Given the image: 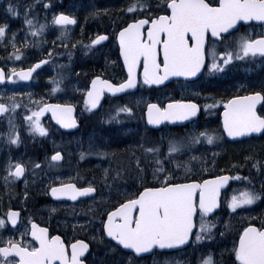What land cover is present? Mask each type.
Here are the masks:
<instances>
[{"label":"snow or ice","instance_id":"6c2138e0","mask_svg":"<svg viewBox=\"0 0 264 264\" xmlns=\"http://www.w3.org/2000/svg\"><path fill=\"white\" fill-rule=\"evenodd\" d=\"M39 2L44 9L52 7L51 0ZM34 6V3L25 5L23 24L28 28L19 44L16 32L9 34L6 31L8 24L0 23V46L7 53L6 58L0 59L12 61L11 65H0V85H3L0 88V118L9 112L15 113L21 107L15 97L26 95L30 103L35 104L31 108L24 105L27 108L24 116L28 124L27 131L43 137L49 133V128L41 122L45 113H50L51 119L65 129L75 127L77 121L72 114L71 103H49L42 96L36 98L31 92L17 93L9 88V85L31 87L30 83L18 82L31 81L34 76H38L45 70L41 66L47 65L54 54L53 48H48L43 58L27 67L23 66L27 57L21 48L28 47L30 43L37 47L47 43L42 39L46 24L39 23L37 27L36 18L30 13ZM18 8V2L13 4L9 0L5 10L12 17H17L20 15ZM121 10L131 14V18L119 26L115 35L127 78L113 84L97 74L92 77L90 87L77 89L86 93L84 100L88 111L96 109L98 105L103 106L101 97L105 92L121 93L137 88L138 84L162 85L170 77L200 79L197 74L202 69L226 74L234 62L255 60L257 57L264 60V34H257L255 38L247 32L235 35L239 28L244 27L241 22L257 21L264 25V0H155V3L153 0H134ZM108 12V8H95L90 15L99 16ZM47 23L62 26L57 37L61 45H56L55 41L52 44L67 48L68 45L63 41L68 39V29L63 26L76 24V17L64 11L53 12ZM113 24L115 30V22ZM29 34L34 38L32 41L27 39ZM108 38L107 34H97L90 38L84 49L91 50L92 46ZM229 40H232L231 44L227 43ZM77 43L83 42L76 41L71 47L76 48ZM220 45H223L222 50ZM9 47L11 51H8ZM72 55L69 50V58ZM17 61L20 63L17 64ZM138 68H142V72L138 73ZM49 79L53 85L50 91L55 93L60 88V80L54 77ZM235 93L227 99L217 100L213 97V103L203 105L207 111L217 104H223L220 113L222 133L207 128L196 131L195 127L183 136L169 133L172 138H160L161 141L167 139L166 151L161 150V143L152 141L149 146L141 137L138 143L127 146L130 150L127 166L121 164L118 168H112L109 163V167L103 168L101 179L108 194L102 192L99 199L107 202L112 199L113 192L118 199L110 209L99 214L100 225L96 229L99 236L94 239H98L112 252L118 248L129 250L126 253L127 264H134V260H142L147 264L149 257L151 264H159V255L181 253L190 244L213 241L217 235L225 237L231 227V217L238 210L245 211L244 206L254 205L264 195V191L248 187L254 182L251 174L243 175L239 171L249 161H254L250 167L256 170L264 189V161L257 159L251 152L243 156V163L233 160L227 170L217 168L219 151L216 149L222 147L220 142L225 135L233 143H241L238 138H257L253 134L264 137V80L259 82V87L239 85L235 87ZM126 95L134 96L135 93ZM132 103L115 106V112L110 113L104 122H119L121 113L127 114L125 119H131L134 115ZM134 103L139 107V100ZM199 109L200 105L183 98L170 99L166 105L148 102L147 124L161 125L163 122L176 121L194 123L190 118L196 117ZM8 125V132L0 133V136L5 137V143L9 146L19 145L22 138L13 116H8ZM202 142L215 146L211 156L207 150L198 152L195 148ZM114 154L115 150H106L90 143L88 151H81L79 155L83 160L86 155L111 158ZM180 156L185 158L179 159ZM61 160V151H54L49 166L57 167L52 162ZM29 163L32 169L40 167V162L13 160L11 155L8 156L3 176L6 188L9 182L25 175ZM125 173L129 174L131 186L135 187V191L127 196L124 190L129 185ZM33 175H36L35 171ZM55 179L60 182L57 184L50 180L45 187V195L57 199L68 197L75 201L77 197L97 192L91 182L78 187L75 183L64 182L60 176ZM119 181H124V184ZM229 181L241 182L243 187L232 188L233 194L222 198L221 190L225 189V185L231 187ZM28 196L29 192L25 189L21 198L27 200ZM92 199L95 202L97 197ZM55 210L52 208L53 212ZM225 211L228 219L223 218ZM210 214L212 219H208ZM218 224L221 227L217 228ZM88 251L89 243L84 239H72L66 243L60 235H51L49 228L42 226L32 216L27 217L25 223L21 220L20 209L9 206L0 215V264H86L88 257L84 254ZM224 253H228L227 260L223 259ZM220 256L219 260H214V253L209 249L202 260L198 258V264H264V218L259 226L249 222L238 231L231 248L222 249ZM164 264H169V260L165 259ZM175 264L182 262L177 260Z\"/></svg>","mask_w":264,"mask_h":264},{"label":"rangeland","instance_id":"374dc122","mask_svg":"<svg viewBox=\"0 0 264 264\" xmlns=\"http://www.w3.org/2000/svg\"><path fill=\"white\" fill-rule=\"evenodd\" d=\"M17 0H11L12 3H15ZM81 1V2H79ZM131 0H71L70 7L72 10H70L71 14H79V17L82 21V26L88 25L90 31L94 30L96 27H100L103 25L104 28L108 27L113 19L118 18L119 16H106L103 18H97L93 17V15H90V13L95 8H108L109 12H117L122 11L120 7H124L128 2ZM9 3V0H0V6H7ZM18 3L22 6L26 5V2L24 1H18ZM1 17V23H4L8 20L7 15H2L0 11ZM18 24V23H17ZM96 24H98L96 26ZM28 28V26H26ZM25 26L20 25H10L8 26V29L6 30L9 34L13 31L17 33H23L26 29ZM60 30H54L52 27L48 26V33L43 32L42 39L46 40L47 43L49 42L48 48H54L59 49V47H55L52 44V41H55L56 45H61V40L57 39V37L60 35ZM79 36L81 37V33L83 32V28L80 30L78 28ZM76 30H68L67 37L68 39H65L63 41L64 44H67L68 46L72 45V43L76 42L77 39L75 38ZM82 38V37H81ZM18 44L21 42L17 41ZM46 44V43H45ZM76 48L79 47L80 50L84 52V54L89 53L91 50H85L84 45L76 44ZM71 47V46H70ZM65 49V47H63ZM74 48V49H76ZM72 52L74 49L71 47ZM0 57L6 58L5 50L2 46H0ZM8 51H11V48H8ZM83 55V54H82ZM4 65H11L12 61H7L5 59H0ZM17 64L19 61L16 62ZM67 66H62L60 63H55L53 66L49 67V69L44 70L42 73H40L33 83L31 84V87H15L12 85H9V88L13 92H24L28 93L31 92L34 97H44V99L47 101L48 98L54 99L53 102L55 103H74V105L78 108L80 111V119L83 120V132H79L76 134H73L71 136H62L58 133H56L53 129V126L49 121H46L41 118V122L49 128V133L46 136H40L36 134L35 136L32 133H29L27 131L28 124L24 120V116L27 114V108L24 107V105H27L29 108L35 107L34 103H30L28 96H21L17 95L15 98L17 101L20 102L21 107L17 108L15 110V113L9 112L8 114H4L3 118H0V129L3 131V133H7L9 129L8 125V116L14 117V123L18 126L17 130L21 134L22 142L19 145H11L5 143V137L3 136L2 141L0 140V215L4 214L8 207L11 206L20 208L25 215V223L26 218L29 216H32L36 221L45 222L47 220V216L49 215V222L52 221L54 223H58L60 227V231L62 233H72L74 234V237H78L80 235H88L91 232V228L93 224L96 228L99 227L100 220H99V214L102 211H106L107 209H103V205L107 203L108 201H111V204H113L118 197L116 196L115 192L112 194V199L108 200L107 202L100 200L97 198L95 202L93 199L89 200L87 205H76V206H70L67 204H61V203H54L51 202L49 199V195H45V187L49 184V181L51 180L53 183H59L60 180H56V176H60L64 182H84L82 183L83 186H87L89 182H91L93 185L98 183L99 181V188L105 190V195H107V189L104 188L103 180L101 179L103 175V168L109 167V163H111L112 168H118L121 166V164L127 166L128 165V158L125 159L126 161L117 164V160L123 159V154L119 151V143L121 141H128V145L132 143H138L141 139V137L144 138V141L146 144L150 146L149 135L145 130L144 121H130L128 119H125L122 115L123 113L119 114L121 119L119 122L111 121L108 123H105L104 121L107 119L108 115L110 113H114L115 109L111 107L109 104L96 116L93 117L94 119H100L101 124H98L100 126L99 129H95V126H91V118L89 116L90 113L86 108L85 105V95L86 93L84 91H78L77 89H85L87 86H85L86 80H90L93 77V74L96 73V65L94 64V60L84 57V56H75V57H68V60L66 62ZM60 69H65L61 71ZM49 77L58 78L60 80V88L57 89L55 93H52L50 90L53 87L51 80ZM261 80H264V72L261 71ZM21 84L20 82H18ZM239 84L231 85L230 83L226 85L229 89H235V87H238ZM3 88V87H2ZM7 96V93L5 94V98ZM136 98H141V95H136L134 99H132L130 102H135ZM135 104V103H134ZM203 122V121H202ZM216 122H203L200 125L195 124L189 129V132L195 127L196 131L203 130L204 128H209V130H216L214 128L216 126ZM89 125V126H88ZM89 127V128H88ZM214 128V129H213ZM89 129V130H88ZM114 131V132H112ZM120 132V133H119ZM114 133L115 135L111 134ZM188 134V133H187ZM186 134L178 135L183 136ZM167 137L169 138V133L167 132H161L159 134L155 135V138L153 141L161 143V150L166 151L167 149V139H164L161 141V137ZM149 137V138H148ZM48 138L51 153L48 152L46 156L44 157V160H37L32 158V155L29 154L30 150H38L39 152L42 151L44 139ZM151 140V139H150ZM148 141V142H147ZM92 143L94 146H99L100 148H106V150H115V154L109 158V157H98L95 155H86L83 160L80 159V152L81 151H88L89 144ZM222 147L220 149H216L219 151V155L216 157L217 161V168H224L228 169V165L233 160H239L241 163H243V156L251 152L257 159H260L261 161H264V138L252 141V142H246L244 144L240 145H226L223 141L220 142ZM214 145H208L206 142H202L201 144L195 145V148L198 150V152L207 150L208 155L211 156L212 151L214 150ZM54 151H61V154L64 155L65 161L62 163L59 162H52L53 164H57V167H50L49 161L50 157L53 154ZM130 151V150H129ZM197 152V154H198ZM125 154V153H124ZM11 155L12 159H21L22 161H32V162H40V167L38 169H32L31 163L28 164L27 170L25 172V176L20 183L21 188L19 189V192L16 194L14 193L12 187L15 186V181L9 182V185L7 188L4 185L3 176H4V169L5 165L7 164L8 156ZM37 154H35L36 156ZM128 154H126L127 156ZM179 159H184V156L178 157ZM117 159V160H116ZM254 161H249L250 163L247 166L248 174L250 173L254 179L253 184L248 185L250 188H254L257 191H260L261 183H260V177L257 175L256 170L251 168V164ZM90 164L88 167V170L92 171L88 174L81 168V165ZM44 165L49 169L51 173H48L47 170L43 171ZM86 167H84L86 169ZM250 168L252 170H250ZM33 171L36 172V175H33ZM239 171L242 173L244 170L241 168ZM247 174V175H248ZM246 175V174H243ZM71 178V179H69ZM128 181L129 187L131 186L132 181L128 174L127 177H125ZM25 179H27L28 184L25 185ZM151 179L149 175V180ZM119 183L124 184V181H119ZM33 185L36 186V189L33 190ZM16 187V186H15ZM243 184L240 183L239 185L233 187V188H242ZM27 189L30 193L33 191L32 201H37L39 199L46 198L49 200V204L45 207H40L36 213L33 215V210L36 209H28L26 208L27 205L25 203L26 200H23L21 198L22 193ZM129 192H124V195H129ZM233 194L232 189L226 194L228 197H230ZM28 196V197H29ZM11 197V199H10ZM122 199L123 197H119ZM16 200H18L16 202ZM264 195L261 196L260 200L256 201L254 205L251 206H244L245 211L240 212L238 210L237 214L233 215L236 218H246L248 216V209H260L264 211ZM97 207H101V212L98 214L95 213V211L92 210V208L96 209ZM52 208H55L56 210L53 212ZM88 214V215H87ZM225 214H227V211H225ZM89 217L90 221L86 223V218ZM83 218L85 221H83ZM58 228V227H57ZM202 242V241H201ZM199 242V244L201 243ZM104 250L103 256L100 258L99 264H114L115 260L119 261V259H124L122 255L119 253L109 251L107 248L102 249ZM110 256L114 258L111 260V258H107L105 260V257ZM187 254L174 256L176 258L184 257ZM193 257V251L192 255ZM204 256V255H203ZM203 256H195L197 258L203 257ZM117 258V259H116ZM172 263L174 264V259H171ZM103 261V262H102ZM127 261V260H125ZM147 264H151V261L149 260Z\"/></svg>","mask_w":264,"mask_h":264},{"label":"flooded vegetation","instance_id":"af4514ba","mask_svg":"<svg viewBox=\"0 0 264 264\" xmlns=\"http://www.w3.org/2000/svg\"><path fill=\"white\" fill-rule=\"evenodd\" d=\"M18 1H24L26 2V5L29 3H34L35 6L30 10L31 15H33L36 18L37 26H39V23H45L46 27H52L54 30L61 29L62 26L54 25V24H48L47 21L51 20V17L53 15V12H59L64 11L66 14H71L70 10V1L69 0H51L52 7L49 9H44L43 5L39 0H17L13 4H17ZM78 1V0H77ZM81 2V1H79ZM134 2V0H131L128 2L124 7H126L129 3ZM155 3V0H153ZM120 7V9L124 8ZM7 6H0V11L2 15H7L8 20L4 23H7L8 26L10 25H20V26H27L23 24L24 19V11L25 6H22L19 4V8L17 9L20 13L17 17H12L10 13H8L5 9ZM77 23L74 25H67L63 26L66 27L68 30H76L75 38L77 41H82L83 43H77L79 45L83 44L86 45L90 42V38H94L97 34H107L108 39L106 41H101L99 45L92 46V51H90L87 54H84L82 50H80L79 47L74 49L76 52H72L73 55L71 57L75 56H84L87 58H90L94 60V64L96 65V73L94 75H101L102 79L110 80L113 84L120 83L123 79L127 78V70L123 66V59L119 56V43L115 39L116 32H118L119 26L124 25L125 20L131 18L130 13H125L123 11H117L115 13L110 12L108 15H99V16H93V17H99L103 18L106 16H119L116 19H113L112 23L104 28L103 25L100 27H96L94 30L89 29L88 25L82 26L81 18L79 17V14L75 15ZM1 15H0V23L1 21ZM47 17V19H45ZM115 22V30H114V24ZM18 23V24H17ZM244 23V27L239 28V30L235 33L236 36H239L241 34H244L245 32L251 34L253 38L257 34H264V25L261 24V22L252 21V22H241ZM98 24H96L97 26ZM78 28L81 30L83 28V32L81 33V37L79 36ZM27 32V29L25 33ZM25 37L24 33H17V41H22ZM31 35L29 34L27 36V39L30 41ZM227 43L231 44L232 40L227 41ZM71 46V45H70ZM68 46L67 48L59 47V49L54 48V54L52 56V60L49 61L47 65H42L41 68L49 69V67L53 66L56 62L60 63L62 66H67L66 62L68 60V52L69 50H72L71 47ZM77 46V45H76ZM48 47V46H47ZM36 45L29 44L26 48H21L20 50L25 53L27 60H25L23 66L27 67L28 64L35 62L37 59L43 58V53L46 51L38 50ZM221 50L223 49V45H220ZM28 51L35 52L38 56H29L27 54ZM2 52V51H0ZM55 53H62V55H57ZM83 54V55H82ZM5 55L7 56V53L5 52ZM0 63L2 61L0 60ZM20 63V62H19ZM18 63V64H19ZM251 69V71H248V69ZM61 71L65 69H60ZM261 71L264 72V60H261V58L257 57L255 60H247V61H238L234 62V65L228 70L226 74H219L216 72H208L207 69H202L201 73L199 74L200 79L193 78V80H188L192 78H183L178 77L174 81L167 82L163 85H143L138 84L136 91L134 92L135 95H126V93L129 92H121V93H106L103 95V109L109 104L111 107L115 109V106L117 105H123L125 103L130 102L136 95H141V98H136L135 100L140 101L139 107H136L134 103H132V106L134 107V115L131 119H128L130 121H145L147 119L146 116V104L148 102L152 103H159L161 105H166L170 99H190L194 103H197L200 105V109L198 111V118L194 121V123H188L181 127H171L168 124H165L160 130L157 132L154 130H148L145 128L146 132H150L148 135L149 137H153V139H149V142H152L155 138L156 133L161 132H168L175 136L187 134L189 133V129L194 126L195 124L200 125L203 122H216V128L217 133H222L221 129V119H220V113L222 112L223 104H217L215 108H211L209 110H205L203 105L205 103H213V97L217 100L219 99H227L230 98L231 95L236 94L235 89H229L226 87L227 84L235 85H246L249 87H259V82L261 80ZM41 71L40 73H42ZM137 72H142V68H138ZM39 73V74H40ZM37 76H34L32 81L35 80ZM92 79V78H91ZM90 79V81H91ZM87 81V80H86ZM89 81V82H90ZM192 81V82H189ZM21 83V82H20ZM22 84V83H21ZM241 94H243L241 92ZM49 102V98L47 100ZM143 110V111H142ZM127 114L123 113V117H125ZM94 120H92L93 122ZM203 121V122H202ZM213 128V129H214ZM205 129V128H204ZM209 129V128H207ZM3 131L0 129V133ZM114 132V131H112ZM120 133V132H119ZM115 135L114 133H111ZM148 137V138H149ZM169 138H172L170 135ZM226 144V142H224ZM119 148V151L124 155L123 159L117 160L116 163L120 164L129 157V149H128V141H121L119 145H117ZM125 153V154H124ZM126 154H128L126 156ZM15 186L12 187L14 193H18L19 189L21 188L19 179L15 180ZM97 188L96 196L99 198L100 194L103 192L105 194V190ZM135 191V187H127L124 192H129L131 195L132 192ZM88 200L78 202L76 205H87ZM74 205V206H76ZM111 201H108L103 205V209H110L111 207ZM45 204H42L41 207H45ZM21 210V209H20ZM95 213L99 214L101 212V207H97L96 209L92 208ZM37 210H33L32 214L34 215ZM88 215V214H87ZM249 216H251V220H249ZM256 213L254 211L248 212V216L246 218H238L239 220H234V222H237V224H232L230 229L227 231L225 237L220 238L217 236L214 241H210L206 248V253H208L209 249L212 250L214 253V260H219L221 258L220 252L224 248H231L232 240L236 236V233L238 231H241L244 226H246V222L254 221L253 218H255ZM49 215L47 216V220L45 222H40L42 226L48 227L51 235H60L62 239H65V242L68 243L72 239H84L85 242L89 243V253L86 255L88 259L86 260V264H99L101 256L96 252V250H101L106 248L104 244H101L98 239H94L93 237H98L99 233L96 231V227L93 224L91 228V232L88 235H80L78 237H74V234L72 233H62L59 227L58 223H54L52 221L49 222L48 220ZM106 218V217H105ZM21 220L25 222V215L24 212L21 210ZM83 221L85 219L83 218ZM90 221L89 217L86 218V222L88 223ZM239 223H242L241 225ZM255 223V222H254ZM100 225V224H99ZM58 227V228H57ZM9 233H6L5 235H8ZM30 239V237H29ZM194 245V249H193ZM197 245L192 244V247L186 248L181 253H173L175 256L184 255L187 254L184 257L176 258L175 261L179 260L182 262V264H198V258L195 257ZM121 251L120 248H118L116 251ZM70 251V249H69ZM193 251V257L192 255ZM122 252V251H121ZM106 253V252H105ZM168 255V254H166ZM125 257L124 259H119V264H127V256L126 253L122 255ZM164 256V255H162ZM114 259V258H112ZM117 259V258H116ZM173 259V258H172ZM200 260L203 259V257H199ZM224 260L228 259V253H224L223 256ZM151 261V258L149 257L147 260ZM157 260L159 261V264H163V258L161 255L157 256ZM116 262V260H115ZM134 264H145L142 260H134ZM173 264L172 260L170 259V263Z\"/></svg>","mask_w":264,"mask_h":264},{"label":"water","instance_id":"95a60500","mask_svg":"<svg viewBox=\"0 0 264 264\" xmlns=\"http://www.w3.org/2000/svg\"><path fill=\"white\" fill-rule=\"evenodd\" d=\"M199 74L200 73H198L197 75L199 76ZM178 77H170L169 78V80L168 81H165L164 82V84L165 83H167V82H169V81H171V80H176ZM188 80H193V78L192 79H188ZM23 82H30V81H23ZM163 85V84H162ZM1 86H3V85H0V87ZM136 90V88L135 89H129V90H125V92H134ZM107 93V92H106ZM102 100H103V96L101 97V103H102ZM100 107V105H98L97 106V108L96 109H98ZM73 116L75 117V111H74V108H73ZM47 116H49L50 118H51V114L50 113H45L44 114V116H42V117H47ZM195 119H197V115H196V117H193V118H190V120L191 121H194ZM52 120V119H51ZM53 121V123L54 124H56V122L54 121V120H52ZM188 123H190L189 121H176V122H163L161 125H148L147 124V119H146V126L147 127H149V128H152V129H155V130H159L164 124H168L169 126H171V127H181V126H184L185 124H188ZM57 126H59L60 128H61V130L62 131H64V132H67V133H72V132H75L76 130H78V128H79V125L76 123V126L75 127H73V128H69V129H65V128H62L60 125H58V124H56ZM253 136L254 137H259L260 135L259 134H253ZM225 138H226V140L227 141H229V142H231V138H227L226 137V135H225ZM239 140H246V139H248V138H238ZM23 178V176L21 177V178H19V179H22ZM235 181H229V185L231 184V183H234ZM229 188V186L228 185H225V189H228ZM225 189H222L221 190V193L223 192V191H225ZM94 194L95 193H92V194H88V195H86V196H81V197H77V199L75 200V201H73V200H71L70 198H68V197H61V198H59V199H57V198H53V197H51L50 196V198H51V200L52 201H54V202H67V203H71V204H75V203H77V202H79L80 200H85V199H87V198H90V197H93L94 196ZM113 243H115V242H113ZM121 251L122 252H125V253H127L129 250H123V249H121ZM163 251V250H162ZM87 253L88 252H86L84 255L86 256L87 255Z\"/></svg>","mask_w":264,"mask_h":264},{"label":"trees","instance_id":"16d2710c","mask_svg":"<svg viewBox=\"0 0 264 264\" xmlns=\"http://www.w3.org/2000/svg\"><path fill=\"white\" fill-rule=\"evenodd\" d=\"M70 1V3H71V0H69ZM27 54L29 55V56H38L35 52H31V51H28L27 52ZM91 116H94V115H91ZM95 127H98V125H96ZM48 146H49V142L48 141H46V142H44V144H43V148H42V151L41 152H39L38 150H30L29 151V154L30 155H32V158H34V159H37V160H39V161H41V160H44V155H46L47 154V151H48ZM35 154H37L36 156H35ZM250 163H248V165H249ZM247 165V166H248ZM247 166L245 167V169H244V171L242 172V174H248V171H246L247 170ZM47 170V172L48 173H51L50 171H49V169H44L43 171H46ZM250 170H252L251 168H250ZM86 173H89V172H92V171H90V170H88V167H86V171H85ZM250 174V173H249ZM248 174V175H249ZM241 183V182H240ZM79 185H82V183H80ZM260 188V191H264V189H262V187H259ZM34 189H36V186L35 185H33V190ZM30 195L31 196H29L28 198H27V200H26V202H27V207L26 208H28V209H36V208H38V207H40L41 205H42V200L41 199H39L38 198V200L36 201H32V202H30L33 198H32V196H33V191L30 193ZM39 205V206H38Z\"/></svg>","mask_w":264,"mask_h":264},{"label":"bare ground","instance_id":"6f19581e","mask_svg":"<svg viewBox=\"0 0 264 264\" xmlns=\"http://www.w3.org/2000/svg\"><path fill=\"white\" fill-rule=\"evenodd\" d=\"M101 105H103V100H102ZM102 110H103V107L100 106L99 110L92 109L91 111H89L90 115H94V116H89L90 118L92 117V118H91V126H92V127H94V126H96V125H98V124H101V121H102V120H100V119H94L93 117H96V116H97ZM74 111H75V118H76L77 124L79 125V129H78V131H77L76 133H79V132H81V131L83 132V120L80 119V116H81L80 111L78 110V108H77L76 106H74ZM92 120H94V121L92 122ZM102 122H103V121H102ZM88 126H89V125H88ZM88 128H89V127H88ZM99 128H100V126L95 127V129H99ZM53 129H54V131H55L56 133L60 134L56 128L53 127ZM88 130H89V129H88ZM76 133H74V134H76ZM60 135H62V134H60ZM71 135H73V134H71ZM71 135H62V136H71ZM149 139H153V137H151V138H149ZM147 142H148V141H147ZM49 152L51 153L50 144H49ZM45 156H46V155H44V157H45ZM87 174H88V173H87ZM96 252L102 257L105 251L101 249V250H96ZM107 258H109V259L111 258V260H113L112 257H110V256H108V255H107V257H105V260H106ZM102 262H103V261H102Z\"/></svg>","mask_w":264,"mask_h":264}]
</instances>
